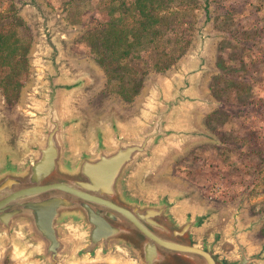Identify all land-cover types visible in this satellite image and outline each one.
<instances>
[{
    "label": "rangeland",
    "instance_id": "rangeland-1",
    "mask_svg": "<svg viewBox=\"0 0 264 264\" xmlns=\"http://www.w3.org/2000/svg\"><path fill=\"white\" fill-rule=\"evenodd\" d=\"M133 2L0 0V26L9 31V50L0 53V123L7 142L23 133L29 102L40 89L43 29L59 46L65 78L77 86L68 106L81 130L135 118L154 83L168 85L181 65L200 57L203 104L187 113L199 137L167 150L148 180L213 208L218 221L207 234L224 229L241 202L243 224L261 218L248 240L263 242L264 0H150L144 12ZM219 248L231 250L228 243ZM0 264L24 263L7 249Z\"/></svg>",
    "mask_w": 264,
    "mask_h": 264
},
{
    "label": "water",
    "instance_id": "water-1",
    "mask_svg": "<svg viewBox=\"0 0 264 264\" xmlns=\"http://www.w3.org/2000/svg\"><path fill=\"white\" fill-rule=\"evenodd\" d=\"M42 32L47 51L26 127L7 142L0 123V256L8 249L24 264H264V241L248 240L261 218L243 224L241 202L224 229L207 234L218 221L213 208L148 180L167 150L199 137L187 113L203 104L202 58L181 65L168 85L154 83L135 118L81 130L68 106L77 86Z\"/></svg>",
    "mask_w": 264,
    "mask_h": 264
},
{
    "label": "trees",
    "instance_id": "trees-1",
    "mask_svg": "<svg viewBox=\"0 0 264 264\" xmlns=\"http://www.w3.org/2000/svg\"><path fill=\"white\" fill-rule=\"evenodd\" d=\"M146 2H150V0H134V2H133V7L138 8L140 12H144V10H148V9H146V7H145V3H146ZM140 4H141V5H140ZM139 11H138V12H139ZM10 25H11L10 23L7 24V26H10ZM147 28L150 29V26H147ZM8 32H9V31L6 30L5 27H1V26H0V41L3 39V43L0 44V53H1V54L4 53L5 51H8V50H9V46H7V45L5 44V41H6L7 38H8V37H7ZM106 42H107V41H104L103 44H105ZM0 43H1V42H0ZM107 47H108V46L105 45V48H106V49H107ZM106 52H107L109 55H112L114 51L107 49Z\"/></svg>",
    "mask_w": 264,
    "mask_h": 264
}]
</instances>
